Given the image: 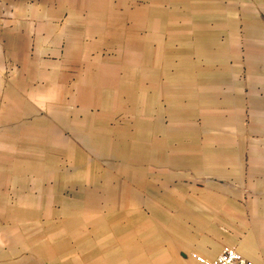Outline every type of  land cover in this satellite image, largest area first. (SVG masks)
<instances>
[{
	"label": "crops",
	"instance_id": "0c3cea01",
	"mask_svg": "<svg viewBox=\"0 0 264 264\" xmlns=\"http://www.w3.org/2000/svg\"><path fill=\"white\" fill-rule=\"evenodd\" d=\"M1 2L0 264H264V0Z\"/></svg>",
	"mask_w": 264,
	"mask_h": 264
},
{
	"label": "built area",
	"instance_id": "2783aa9c",
	"mask_svg": "<svg viewBox=\"0 0 264 264\" xmlns=\"http://www.w3.org/2000/svg\"><path fill=\"white\" fill-rule=\"evenodd\" d=\"M191 257L198 264H254L242 257L235 249L229 247L223 248L213 259H206L196 253H192Z\"/></svg>",
	"mask_w": 264,
	"mask_h": 264
},
{
	"label": "rangeland",
	"instance_id": "374dc122",
	"mask_svg": "<svg viewBox=\"0 0 264 264\" xmlns=\"http://www.w3.org/2000/svg\"><path fill=\"white\" fill-rule=\"evenodd\" d=\"M7 12H8L7 7H4V6L2 5L1 0H0V13H1V15H2V16L7 15ZM6 75L8 76L7 68H6ZM0 78H1V75H0Z\"/></svg>",
	"mask_w": 264,
	"mask_h": 264
}]
</instances>
